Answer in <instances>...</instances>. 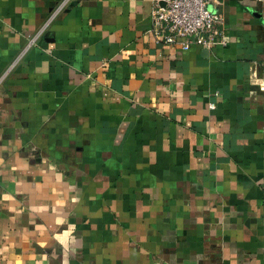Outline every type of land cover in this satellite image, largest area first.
Returning a JSON list of instances; mask_svg holds the SVG:
<instances>
[{
  "label": "crops",
  "instance_id": "0c3cea01",
  "mask_svg": "<svg viewBox=\"0 0 264 264\" xmlns=\"http://www.w3.org/2000/svg\"><path fill=\"white\" fill-rule=\"evenodd\" d=\"M154 4L0 0V264H264V0Z\"/></svg>",
  "mask_w": 264,
  "mask_h": 264
},
{
  "label": "built area",
  "instance_id": "2783aa9c",
  "mask_svg": "<svg viewBox=\"0 0 264 264\" xmlns=\"http://www.w3.org/2000/svg\"><path fill=\"white\" fill-rule=\"evenodd\" d=\"M153 1L152 33L158 42L185 50L193 44L210 48L225 43L226 17L212 8L221 0Z\"/></svg>",
  "mask_w": 264,
  "mask_h": 264
},
{
  "label": "water",
  "instance_id": "95a60500",
  "mask_svg": "<svg viewBox=\"0 0 264 264\" xmlns=\"http://www.w3.org/2000/svg\"><path fill=\"white\" fill-rule=\"evenodd\" d=\"M257 15L260 17V18H262V14H260V13H257ZM257 27V29L258 30H263L264 29V23H260V24H258V25H256Z\"/></svg>",
  "mask_w": 264,
  "mask_h": 264
}]
</instances>
